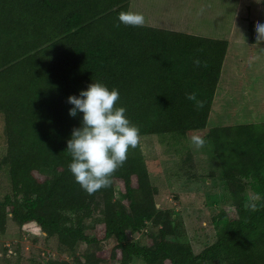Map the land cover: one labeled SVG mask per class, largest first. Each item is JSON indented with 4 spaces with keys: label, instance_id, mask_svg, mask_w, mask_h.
<instances>
[{
    "label": "trees",
    "instance_id": "1",
    "mask_svg": "<svg viewBox=\"0 0 264 264\" xmlns=\"http://www.w3.org/2000/svg\"><path fill=\"white\" fill-rule=\"evenodd\" d=\"M130 1L0 0V112L7 142L0 163L11 183V192L0 200V230L6 231L9 217L20 226L32 224L47 237L57 236L60 249L74 254L80 242L89 248L101 243L87 232L100 224L102 240L115 241L112 259L119 264L135 258L146 264H264V122L208 132L232 203L214 216L220 230L200 253L174 215L157 207L158 190L141 142L129 149L111 186L93 195L69 171L67 140L83 113L71 117L67 97L94 81L119 90L117 106L126 109L140 137L185 136L207 126L229 41L125 26L118 14L129 10ZM191 92L203 108L187 99ZM118 185L122 198L116 195ZM248 188L259 196L257 211L246 204ZM98 201L100 220L94 216ZM144 235L153 242L141 243ZM106 263L87 252L82 258L74 254L73 262L32 264Z\"/></svg>",
    "mask_w": 264,
    "mask_h": 264
},
{
    "label": "rangeland",
    "instance_id": "2",
    "mask_svg": "<svg viewBox=\"0 0 264 264\" xmlns=\"http://www.w3.org/2000/svg\"><path fill=\"white\" fill-rule=\"evenodd\" d=\"M129 10L142 13L148 26L229 41L206 128L185 136L140 137L151 183L158 190L157 207L174 215L194 252L200 253L215 241L220 230L214 216L232 203L208 132L218 126L264 122V41L257 45L255 33L256 23L264 22V0H131ZM193 135L205 139L204 147L197 148L191 142ZM6 152L5 121L0 112V161ZM122 191L118 185L117 197L122 198ZM10 192V178L0 163V200ZM245 195L246 204L259 198L250 188ZM102 208L98 201L94 208L96 220L102 218ZM8 219L6 231L0 230V264H32L34 260L48 263L62 258L73 262L74 254L82 258L87 252L103 256L106 264H119L112 259L115 241L102 240L100 224L87 232L99 236L101 243L89 248L80 242L72 254L60 249L57 236L47 237L32 224L20 226ZM159 227L151 228L156 233ZM140 240L143 244L153 242L145 235ZM132 264L146 263L135 258ZM206 264L226 263L221 260Z\"/></svg>",
    "mask_w": 264,
    "mask_h": 264
},
{
    "label": "clouds",
    "instance_id": "3",
    "mask_svg": "<svg viewBox=\"0 0 264 264\" xmlns=\"http://www.w3.org/2000/svg\"><path fill=\"white\" fill-rule=\"evenodd\" d=\"M118 20L125 26L145 25L144 15L131 10L119 12ZM255 33L256 44L260 45L264 41V22L256 23ZM193 63L200 66L199 59ZM186 95L188 100L195 102L197 109L204 107L195 92ZM119 99L118 89L110 90L99 81L89 83L79 95L67 97V102L72 105L69 115L76 117L83 113L80 126L72 129L67 140L66 151L71 156L68 169L88 195L111 186L112 176L126 163L129 149H136L140 142L139 127L130 122L124 107L117 106ZM191 142L197 148L206 143L200 135H193ZM249 208L258 210L256 203H250Z\"/></svg>",
    "mask_w": 264,
    "mask_h": 264
},
{
    "label": "water",
    "instance_id": "4",
    "mask_svg": "<svg viewBox=\"0 0 264 264\" xmlns=\"http://www.w3.org/2000/svg\"><path fill=\"white\" fill-rule=\"evenodd\" d=\"M138 234H136V236H137ZM46 261V260H45ZM44 263H46V262H44Z\"/></svg>",
    "mask_w": 264,
    "mask_h": 264
}]
</instances>
